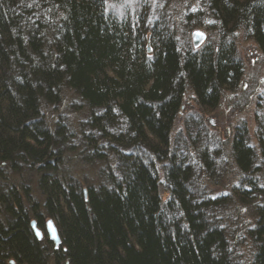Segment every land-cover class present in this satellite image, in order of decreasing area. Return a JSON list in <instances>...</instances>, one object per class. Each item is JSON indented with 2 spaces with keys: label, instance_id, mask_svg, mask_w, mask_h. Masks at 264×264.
Listing matches in <instances>:
<instances>
[{
  "label": "trees",
  "instance_id": "obj_1",
  "mask_svg": "<svg viewBox=\"0 0 264 264\" xmlns=\"http://www.w3.org/2000/svg\"><path fill=\"white\" fill-rule=\"evenodd\" d=\"M242 32L264 52V0H0V264H246L243 240L264 264V112L254 135L205 120Z\"/></svg>",
  "mask_w": 264,
  "mask_h": 264
},
{
  "label": "rangeland",
  "instance_id": "obj_2",
  "mask_svg": "<svg viewBox=\"0 0 264 264\" xmlns=\"http://www.w3.org/2000/svg\"><path fill=\"white\" fill-rule=\"evenodd\" d=\"M123 1L127 3L130 0ZM176 17L177 19H181L179 14H176ZM197 30L205 32L207 36L206 40L208 39L209 33L204 27L193 29L190 34L191 39L192 34ZM237 46L239 56L242 59L245 68L244 78L240 85L234 90H225L223 92L216 111L205 115L208 127L213 133L221 135V137L224 138L232 136L233 128L242 121L249 124L250 133L251 135H254V132L256 131L255 113L258 109H262V112H264V52L243 32L237 34ZM197 111H199V107L196 104L195 97L191 92H188L184 97L182 112L179 113L177 121L174 124L173 134L183 130L186 115L190 112ZM254 140L255 137L253 136V141ZM224 153L226 152L224 151ZM228 161L229 160L220 161L221 166L228 165ZM221 173L223 174L221 177H217V179L214 180L212 179V182H208V185L209 187H212V190L217 195H228L232 188V178L230 176L233 172L232 170H221ZM159 175H161L160 179H162V181L160 180V195L162 199L166 201L169 197V193L164 187L163 170H159ZM214 181H217V183ZM245 223L246 222H242V226H246ZM237 240L242 239L238 238ZM242 243H244V240ZM242 243L239 247V254L249 253L244 255L243 260L246 264H250L249 256L253 253V248L251 247L252 244L249 240L245 245H242Z\"/></svg>",
  "mask_w": 264,
  "mask_h": 264
},
{
  "label": "water",
  "instance_id": "obj_3",
  "mask_svg": "<svg viewBox=\"0 0 264 264\" xmlns=\"http://www.w3.org/2000/svg\"><path fill=\"white\" fill-rule=\"evenodd\" d=\"M206 37L207 36L205 32L199 31V30L195 31L192 34V42H193L194 47L199 48L206 41ZM31 227L34 231L36 238L39 240L42 239L43 233L38 228L37 222L35 220L31 222ZM46 229H47L46 232H47L49 239L54 243L55 247L57 248L61 244V239H60L58 229L55 223L51 219L47 220Z\"/></svg>",
  "mask_w": 264,
  "mask_h": 264
},
{
  "label": "bare ground",
  "instance_id": "obj_4",
  "mask_svg": "<svg viewBox=\"0 0 264 264\" xmlns=\"http://www.w3.org/2000/svg\"><path fill=\"white\" fill-rule=\"evenodd\" d=\"M47 220H49V218L48 219H46V221L44 222V226L43 227H40L38 224H37V226H38V228L42 231V233H43V237L42 238H44V236H46L47 235V232H46V222H47ZM52 220V219H51ZM32 221H34V220H32ZM31 221V222H32ZM36 221V220H35ZM53 221V220H52ZM54 222V221H53ZM45 234V235H44ZM48 236V235H47ZM49 238V237H48ZM61 239V238H60ZM41 240V239H40ZM55 246V245H54ZM59 247V246H58Z\"/></svg>",
  "mask_w": 264,
  "mask_h": 264
},
{
  "label": "flooded vegetation",
  "instance_id": "obj_5",
  "mask_svg": "<svg viewBox=\"0 0 264 264\" xmlns=\"http://www.w3.org/2000/svg\"><path fill=\"white\" fill-rule=\"evenodd\" d=\"M45 235V234H44Z\"/></svg>",
  "mask_w": 264,
  "mask_h": 264
}]
</instances>
